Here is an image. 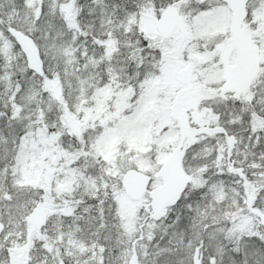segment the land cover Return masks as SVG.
I'll list each match as a JSON object with an SVG mask.
<instances>
[{
	"label": "snow or ice",
	"instance_id": "6c2138e0",
	"mask_svg": "<svg viewBox=\"0 0 264 264\" xmlns=\"http://www.w3.org/2000/svg\"><path fill=\"white\" fill-rule=\"evenodd\" d=\"M0 264H264V0H0Z\"/></svg>",
	"mask_w": 264,
	"mask_h": 264
}]
</instances>
